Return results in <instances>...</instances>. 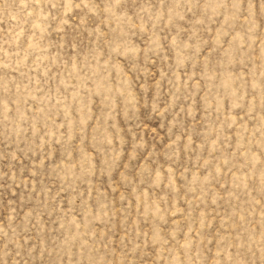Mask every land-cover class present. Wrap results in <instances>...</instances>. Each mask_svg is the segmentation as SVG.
I'll use <instances>...</instances> for the list:
<instances>
[{
  "label": "rangeland",
  "instance_id": "374dc122",
  "mask_svg": "<svg viewBox=\"0 0 264 264\" xmlns=\"http://www.w3.org/2000/svg\"><path fill=\"white\" fill-rule=\"evenodd\" d=\"M0 264H264V0H0Z\"/></svg>",
  "mask_w": 264,
  "mask_h": 264
}]
</instances>
